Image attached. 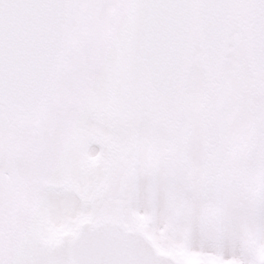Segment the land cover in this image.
<instances>
[{"label": "snow or ice", "instance_id": "1", "mask_svg": "<svg viewBox=\"0 0 264 264\" xmlns=\"http://www.w3.org/2000/svg\"><path fill=\"white\" fill-rule=\"evenodd\" d=\"M0 264H264V0H0Z\"/></svg>", "mask_w": 264, "mask_h": 264}]
</instances>
